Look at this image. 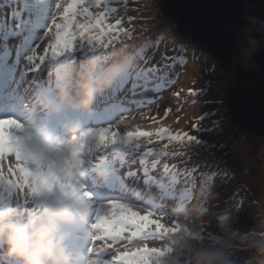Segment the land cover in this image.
<instances>
[{
	"label": "rangeland",
	"instance_id": "374dc122",
	"mask_svg": "<svg viewBox=\"0 0 264 264\" xmlns=\"http://www.w3.org/2000/svg\"><path fill=\"white\" fill-rule=\"evenodd\" d=\"M116 1V5L122 4L120 1ZM1 2L2 0H0V4ZM162 4L160 0H125L121 12H118L127 14V18H133L129 21L124 17L122 27L128 31L118 38L94 42L92 46L88 45L85 48L84 44L87 40L77 39L73 45L75 51L67 52L59 47L60 44L57 45L50 41L51 36L49 38L41 36L38 49H34L32 52L35 53L34 57L22 58V62H25L27 67L21 70V75L26 81L33 75L37 81L46 76L49 83L45 86H47L49 95L59 97L56 74L58 68L67 62L69 63L64 69L73 64V77L76 79L80 73L88 68L89 63L94 68V76L105 75L112 66H115L120 69L122 79L117 80L119 85H114L117 89L111 90L122 92L120 100L126 102L128 107L134 109L135 105L141 106L137 103L138 101L149 97L155 98V102L150 106H143L140 111L134 109L128 116L123 115L114 125L115 128L110 131V134L103 139L104 143H100V146L109 152L123 151L125 147L131 148L133 152H127L126 157L133 167L137 180L144 181L143 175L150 172L156 176L154 179L161 181L167 175L172 174L177 181L176 186L183 183L181 178L185 176L190 184L187 183V190L178 191L172 187L170 192L174 194V197L169 203L166 200L162 202V204L167 203L162 210L154 209L147 203L133 207L138 213H153L155 219L152 222L160 231L163 228L161 232L164 236H168L167 239L161 242L156 240L146 242L151 247L138 244L139 239H137L135 244L130 243L123 248L121 246L126 242L125 238L122 243L114 245L117 250L147 249L149 254L144 257L146 264H168L174 255V250H178L181 264H191V254L196 250L219 254V264H252L255 259H258V264H264V190L259 191V184H264V137L258 138L240 131L235 134L232 124L233 113L229 101V78L224 66L212 52L198 45V43L192 42L191 45L179 39L181 31L177 21L164 16ZM26 6V4L25 7L21 6L16 15L5 12L4 6L0 7V15L2 14V18L5 20L2 22L6 23L8 19L22 14L24 8L26 10ZM105 11L108 14L112 12L111 9ZM33 12V10L30 11V13ZM118 12H116L115 18L120 16ZM144 28L146 30L141 39L136 41L133 39L124 40L125 34L137 33V30ZM4 36H1V39H4ZM175 36L180 42L176 41ZM192 39H194L193 36ZM6 43H8L7 40L6 42L0 41V61L3 49L6 47L9 49L8 46H3ZM98 43H100L99 46ZM49 45L56 47L53 50L56 58L52 63L47 54ZM195 47L204 51L206 57H203L199 63L194 62L193 65L197 69L192 70L191 62L185 61L183 52H190L193 60V57H196L198 53L195 51ZM17 48L12 59L24 53V49L20 46ZM87 52L90 53L89 56L86 54ZM168 52L170 54H167ZM159 53L161 55L166 54L169 61L162 63V59L159 60L158 57ZM107 54L109 55L108 58L105 56ZM176 56L181 61L176 60ZM161 58L163 57L161 56ZM10 59L8 61H12ZM57 59L59 60L57 61ZM137 59H140V62ZM209 59L219 63L225 75L222 74L219 67L214 68ZM49 63H51L50 68L46 72V66ZM137 63L141 69H138ZM181 64L183 66H180ZM32 65H37L39 69L36 72H30L28 67ZM156 67L165 68L168 70V74L162 75L161 73L158 76H152L151 72ZM184 67L189 68L197 76V78L192 79V87L193 84L196 87L197 84L200 85L197 89L199 91L197 97L202 102L203 109L197 118L192 117L191 114L190 117L186 116L184 119V107H179L181 103L176 102L175 99L181 79L185 75ZM131 79L134 81L129 83ZM32 82L38 85L35 80ZM112 83L108 88L112 87ZM151 83L155 87L153 90H150L151 86L149 85ZM146 86L147 89L144 90ZM119 87L126 88L127 91L125 92L128 93L124 94L123 90H118ZM150 91L154 93H150ZM68 99H76L73 97L72 88L69 89ZM130 102H134V104H130ZM166 109H171V111L165 118ZM150 116H157L158 123L154 124L145 118ZM178 117L179 122L177 123L185 124L183 130L190 132L192 136L197 138L193 143L177 144L172 141H164L162 133L150 137L141 128L144 125L160 126L161 123L164 125L172 120L177 121ZM92 135L94 137L90 141H95L98 133L94 131ZM208 137H210L211 146L216 148L217 153L213 150L207 152L199 145ZM24 141L25 137L19 136L18 143ZM18 143L15 145L17 148H19ZM112 147L114 148L110 149ZM202 148L208 155L205 156ZM22 152L27 158L29 157L24 151ZM12 159L14 160V158ZM27 162L32 172L41 171V164L37 161L27 159ZM214 163L225 165V168L231 172L227 170V177L213 175L210 166ZM253 166L257 167L256 173L250 177H244L245 171ZM203 176H208L214 181L212 192L218 199L215 209L216 217L219 219L216 229L218 231L217 240L214 239L205 246H202L201 241H195L185 232L179 231L177 233L174 228V226H188L192 228L193 235H195V230L201 227L199 207L209 203V198L211 199L208 191L203 188ZM153 184L144 183L151 188L154 186ZM225 184L226 186H223ZM256 184L258 186H255ZM227 185L235 187V193L230 194V198L227 199L226 202L230 204V208L227 214L223 215L224 198L226 192L229 191ZM164 191L169 193L167 189ZM154 194L158 195L159 192H154ZM176 197L184 200L181 203L182 206L175 203ZM50 198L41 194L39 185L35 181L31 187L27 188L14 186L11 182L7 184L0 182V211L7 213L12 218H26L33 213L45 211ZM108 204H104L100 210H105ZM91 206L95 207L93 203ZM78 215L80 214L78 213ZM77 219L79 218L73 214L71 222L62 225L61 228L73 225ZM63 231H69V229L65 228ZM226 231L234 236L231 237ZM233 239H235V243L231 244L230 247L229 240ZM78 244L85 250L94 249L91 254L86 256L88 264H108V261L113 257L112 251L110 256L104 258H100V255L96 253L101 244H106V239L102 234L83 237L78 241ZM0 257H2L0 264L17 263L15 259L6 255V247L0 250Z\"/></svg>",
	"mask_w": 264,
	"mask_h": 264
},
{
	"label": "clouds",
	"instance_id": "9594fccd",
	"mask_svg": "<svg viewBox=\"0 0 264 264\" xmlns=\"http://www.w3.org/2000/svg\"><path fill=\"white\" fill-rule=\"evenodd\" d=\"M243 19L246 26L235 34L233 48L240 57L241 65L248 68L251 66L252 57L264 49V20L251 15H246ZM180 35L187 38L182 33ZM187 39L212 52L209 47L192 39V36ZM161 56L169 60L166 54ZM214 56L223 65L221 58L215 54ZM209 62L214 68L219 67L225 75L219 63L213 59H209ZM93 71L94 68L89 63L88 68L76 79L78 99L74 106L80 110L88 111L95 97L119 74L115 66L108 70L110 74L107 76H94ZM73 75V70L69 68L57 77L58 96L61 101L68 98ZM29 127L30 131L22 149L30 158L40 162L41 171L51 174L47 183L39 185L41 194L51 198L45 211L33 213L26 218H12L0 211V249L6 247V255L18 260L19 264H72V257L64 246L61 226L70 223L75 212L83 213L87 210L85 200L88 194L82 191L83 186L79 179V156L85 144L94 136L89 130L73 129L71 140L61 147L39 121ZM233 130L235 134L239 132L235 128ZM219 261L220 255L217 253L196 250L191 254V264H219ZM168 264H181L178 250H174Z\"/></svg>",
	"mask_w": 264,
	"mask_h": 264
},
{
	"label": "snow or ice",
	"instance_id": "6c2138e0",
	"mask_svg": "<svg viewBox=\"0 0 264 264\" xmlns=\"http://www.w3.org/2000/svg\"><path fill=\"white\" fill-rule=\"evenodd\" d=\"M58 8L60 11L48 29L51 40L57 45L74 42L77 39L104 42L114 37L118 38L128 31L122 27L124 17L113 19L105 11V0H58ZM127 19L131 21L133 18ZM170 111L171 109L165 110V118ZM145 118L154 124L158 123L157 116ZM22 128L23 125L15 119H0V182L5 184L11 182L14 186L26 188L31 187L33 181L37 185L47 183L51 179V174L40 170L32 172L22 149L15 147ZM144 131L150 137L162 133L164 141L177 144L197 140L190 132L182 129L174 130L162 123L160 126L150 127ZM173 137H175L174 140ZM101 138L103 139V135ZM154 219L151 212L141 214L126 204L112 201L105 210L96 212L93 227L107 235L121 236L126 230H130L132 234H142L155 229L156 224L152 222ZM104 247L105 245L101 244L99 251H103ZM91 250L94 251V249ZM148 254L147 249L135 248L117 251L112 259L120 264H146L144 257Z\"/></svg>",
	"mask_w": 264,
	"mask_h": 264
},
{
	"label": "water",
	"instance_id": "95a60500",
	"mask_svg": "<svg viewBox=\"0 0 264 264\" xmlns=\"http://www.w3.org/2000/svg\"><path fill=\"white\" fill-rule=\"evenodd\" d=\"M164 16L177 21L181 33L221 58L229 78V101L236 130L264 137V49L245 68L234 52L235 34L244 17L264 20V0H160ZM259 39V37H257Z\"/></svg>",
	"mask_w": 264,
	"mask_h": 264
},
{
	"label": "bare ground",
	"instance_id": "6f19581e",
	"mask_svg": "<svg viewBox=\"0 0 264 264\" xmlns=\"http://www.w3.org/2000/svg\"><path fill=\"white\" fill-rule=\"evenodd\" d=\"M6 1V3L4 4V8H5V12L16 15L17 12L19 11V8L21 6L25 7L26 6V10L24 8L23 13L22 14H18V16H14L10 19H8L6 21V23H3L2 21H5L2 17V14L0 15V41L2 42H6V40H12L14 42H18L16 39L18 38L17 36H15L13 34L14 31L21 29L23 27H26V29L28 30L29 26H31L34 23L38 24V27H34L35 30H39V33L42 37L44 38H49L50 34L48 32L49 27L52 25L53 20L56 18L58 12L60 11V9L58 8V0H4V2ZM120 1L122 4L121 5H116L117 1L116 0H105V10L107 9H111V13H109V15L114 19L116 16V12H121V7L123 5V3L125 2V0H118ZM13 6H15V8H13ZM35 8L37 9V12H33L30 13V9ZM95 11H100L101 9H94ZM25 11V12H24ZM118 12V15H120L121 17H125L127 18V14H121ZM119 16V17H120ZM118 17V18H119ZM6 28V29H5ZM146 28L142 29V30H137V33L132 32V34L127 33L124 36V40L126 39H133L134 41L141 39V36L143 35V33L145 32ZM33 30H28L27 34V39H29V35L33 34ZM5 35V36H4ZM1 36H4V39H1ZM131 36V38H130ZM176 41L180 42L179 39L183 40L184 42H186L187 44H193L192 40L190 41L187 38H183V37H179V39L175 36ZM50 41H52L50 39ZM123 41V40H121ZM11 42V41H10ZM21 42V41H20ZM53 42V41H52ZM94 42H88L86 41L84 44V48L87 47L88 45L92 46ZM176 43V42H175ZM14 45V43H12ZM28 45V44H27ZM80 45V44H79ZM98 46L100 45V43L97 44ZM15 48H17L14 45ZM83 48V49H84ZM188 48H190L188 46ZM196 48V47H195ZM18 49V48H17ZM191 49V48H190ZM192 50V49H191ZM199 48H196L195 51L198 52L196 57H193V60L191 58V53L188 51H184L183 55H184V59L187 62H191V68L192 70L197 69L196 66L193 65V63L198 62L203 58L206 57L205 52L204 51H200L199 52ZM107 51V49H106ZM88 56L90 55V53H86ZM108 58V54L105 55ZM159 60L162 59V63H165L167 61H169L168 59H164L161 58V56L159 55ZM192 61H189V60ZM12 61H14L12 58L10 59ZM140 62V59H137ZM176 60L181 61L179 59L178 56H176ZM196 60V61H194ZM146 62V61H145ZM176 63V62H175ZM136 66H138V69H141V67L139 66V63L136 64ZM180 66H183V64H181ZM118 70V73L120 74L119 77V81L122 79V74L120 72L119 68H116ZM185 72H184V76L181 79V82L179 84L178 87V92L175 96L176 102L181 103L179 105V107H184V119H186L187 117H190L192 114V117H199L202 113V102L198 99V94L199 91L197 90L200 85L197 84V87L193 84L192 87V79L197 78V76L193 73V71L189 70V68L184 67ZM135 72V71H134ZM108 73V74H107ZM105 75H109V71L107 72ZM133 73V72H132ZM131 73V74H132ZM168 74V70H166L165 68H158L156 67L155 70L153 72H151L152 76H158L160 74ZM118 75H116L113 79L112 82L115 79H118ZM182 74V73H181ZM104 75V76H105ZM175 81V79H173ZM134 80L131 79L129 81V83H132ZM111 82V83H112ZM156 83V81H154ZM153 82V83H154ZM118 83V82H117ZM153 83H151L149 86H151L150 90L155 89ZM112 84H115V82H113ZM127 86V85H126ZM173 86V85H172ZM114 87V86H113ZM111 89L110 88H106V91L109 93ZM123 90L127 91L126 88H123ZM150 93H154L153 91H150ZM104 91H102L101 93H99L98 95H103ZM131 94V93H130ZM132 95V94H131ZM152 100H155L152 99ZM103 100H101L99 102V104H101ZM131 104V103H130ZM134 104V103H132ZM218 104V103H217ZM13 107V104H12ZM123 107H128V106H123ZM136 107V105H135ZM134 107V109H135ZM131 110L133 111V109L131 108ZM10 111H12L10 109ZM131 111V112H132ZM164 125L170 126L172 127L174 130H179V129H184V123L178 124L177 121L172 120L171 122H167ZM150 127H157V125H144L141 126V128L147 129ZM216 134V133H215ZM173 140L175 139V137L172 138ZM193 143V142H192ZM200 146H202L207 152H209V150H213L215 153H217L216 148H213L211 146V141H210V137L205 138L201 143H199ZM202 148V151L204 152L205 156L208 155V153ZM211 168V172L213 175L215 176H221V177H227L228 172L225 168V165L223 164H218V163H214L210 166ZM256 168L257 167H251L249 169H247L244 173V177H250L252 176L253 173H256ZM167 178H172L174 181V185L173 187L176 185L177 181L175 179V177L173 175H168ZM264 180V179H263ZM133 181V178L132 180ZM166 184H169L168 179H164ZM182 184H180L177 187V190H182L185 189L187 190V183L188 185L190 184L188 182V179L185 178L182 180ZM92 183V178L90 177L88 179V184ZM202 183H203V188L206 189L208 191V195L211 196V200H209V203H205L203 204V206L199 207L200 212H201V227H199L197 230H195L196 234L193 235V230L192 228L188 227V226H174L175 230L177 232H185L186 234L190 235V237H192L195 241H201L202 246H205L206 244L210 243L211 241H213L214 239L217 240V236H218V231H216L217 227H218V223H219V219L218 217H216V209L215 207L217 206V202L218 199L217 197L213 194V186H214V181L209 178L208 176H203L202 177ZM130 185L131 186H136V184L131 183L129 181H125L124 182V187H128ZM260 188L259 191L264 190V184H259ZM223 186H226L223 185ZM229 186V191L226 192V197L224 198V203H223V215H226L229 208H230V204L227 203V199L230 198V194L235 193V187L231 186V185H227ZM255 186H258L257 184ZM263 188V189H262ZM162 192V191H160ZM160 196V195H159ZM172 198V195H170L169 193L165 192L164 194H162L161 199L163 201H170ZM160 199V200H161ZM264 209V207H263ZM228 233V231H226ZM229 235H231V237H233L234 235H232L231 233H228ZM233 240H229V246L231 247V244L233 245V243H235ZM259 261L258 259H255L252 264H258Z\"/></svg>",
	"mask_w": 264,
	"mask_h": 264
},
{
	"label": "trees",
	"instance_id": "16d2710c",
	"mask_svg": "<svg viewBox=\"0 0 264 264\" xmlns=\"http://www.w3.org/2000/svg\"><path fill=\"white\" fill-rule=\"evenodd\" d=\"M118 77H120V74H119V76ZM210 247V246H209Z\"/></svg>",
	"mask_w": 264,
	"mask_h": 264
}]
</instances>
